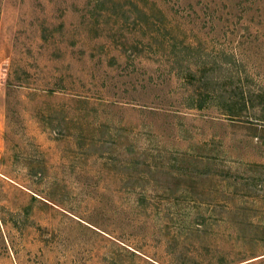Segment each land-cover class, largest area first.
<instances>
[{
    "label": "rangeland",
    "instance_id": "374dc122",
    "mask_svg": "<svg viewBox=\"0 0 264 264\" xmlns=\"http://www.w3.org/2000/svg\"><path fill=\"white\" fill-rule=\"evenodd\" d=\"M0 264H264V0H0Z\"/></svg>",
    "mask_w": 264,
    "mask_h": 264
}]
</instances>
